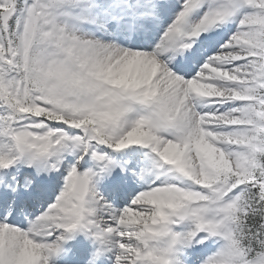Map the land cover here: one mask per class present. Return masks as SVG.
I'll return each mask as SVG.
<instances>
[{
    "label": "snow or ice",
    "instance_id": "snow-or-ice-1",
    "mask_svg": "<svg viewBox=\"0 0 264 264\" xmlns=\"http://www.w3.org/2000/svg\"><path fill=\"white\" fill-rule=\"evenodd\" d=\"M0 264H264V0H0Z\"/></svg>",
    "mask_w": 264,
    "mask_h": 264
}]
</instances>
